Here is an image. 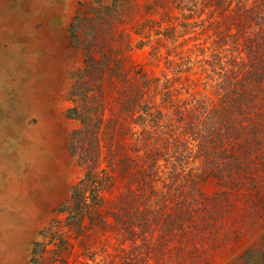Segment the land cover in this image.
Instances as JSON below:
<instances>
[{
    "label": "trees",
    "instance_id": "trees-1",
    "mask_svg": "<svg viewBox=\"0 0 264 264\" xmlns=\"http://www.w3.org/2000/svg\"><path fill=\"white\" fill-rule=\"evenodd\" d=\"M69 36L83 175L29 264H215L264 221V0L81 2Z\"/></svg>",
    "mask_w": 264,
    "mask_h": 264
},
{
    "label": "rangeland",
    "instance_id": "rangeland-1",
    "mask_svg": "<svg viewBox=\"0 0 264 264\" xmlns=\"http://www.w3.org/2000/svg\"><path fill=\"white\" fill-rule=\"evenodd\" d=\"M81 2L111 4L0 0V264H29L34 244L47 242L43 232L53 221L63 224L59 209L83 175L68 149L80 125L67 116L72 74L83 67L82 52L69 36ZM131 27L123 23L116 32L136 42L137 28ZM134 58L149 68L146 50ZM246 233L233 249L225 247L215 264L234 263L256 247L264 221Z\"/></svg>",
    "mask_w": 264,
    "mask_h": 264
}]
</instances>
